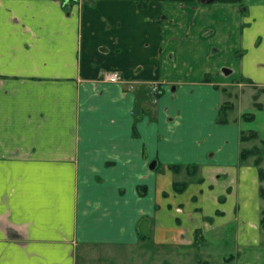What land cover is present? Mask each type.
Here are the masks:
<instances>
[{
	"label": "crops",
	"instance_id": "obj_1",
	"mask_svg": "<svg viewBox=\"0 0 264 264\" xmlns=\"http://www.w3.org/2000/svg\"><path fill=\"white\" fill-rule=\"evenodd\" d=\"M248 85L264 104V0H0V264H145L144 243L264 264L239 160L264 126L215 121Z\"/></svg>",
	"mask_w": 264,
	"mask_h": 264
},
{
	"label": "rangeland",
	"instance_id": "obj_2",
	"mask_svg": "<svg viewBox=\"0 0 264 264\" xmlns=\"http://www.w3.org/2000/svg\"><path fill=\"white\" fill-rule=\"evenodd\" d=\"M149 87L150 93L152 95L151 99L154 104L158 97L159 91L158 93L157 91L154 92L152 89L153 85ZM231 92L232 95H225V99L227 100L226 102H230L232 104V108L227 112V117L229 118L228 120H230V122L232 123H235L237 127L244 131H248L250 128L256 131H262V128L264 126V118L256 115L257 109L261 110L255 106V102H257V92H254L253 87L250 85L244 87L243 89L242 87L240 89L239 86H236V88L234 90H231ZM262 100L264 101V97L262 98ZM244 113L253 114V117L251 119H245L244 117H242ZM259 146L264 150V146H262L261 144H259ZM261 165L262 167H264V159ZM261 186L264 189V180L261 182ZM262 204V207H264V198L262 199ZM199 242L197 243H202V241L200 240ZM203 246L204 245H195L192 246V248H189V246H159L151 243H144L138 245L137 251L151 257L150 262L146 259L145 264H222L219 258L215 256H209V258L211 259H209V263L204 261V259L206 258H204L205 256L201 253V249L204 248L205 250H208L210 247ZM214 247L221 249L220 246L214 245Z\"/></svg>",
	"mask_w": 264,
	"mask_h": 264
},
{
	"label": "trees",
	"instance_id": "obj_3",
	"mask_svg": "<svg viewBox=\"0 0 264 264\" xmlns=\"http://www.w3.org/2000/svg\"><path fill=\"white\" fill-rule=\"evenodd\" d=\"M207 81V80H206ZM215 88H218L217 85H214ZM159 95V94H158ZM255 106L259 109H264V104L255 102ZM232 108V104L230 102H223L218 109L217 117H216V123L219 124H227L228 123V117L227 112ZM245 119H251L253 117V114H246L244 113L242 115ZM258 133L254 130L249 131H241L239 135L240 141H248L251 139H257ZM260 144L264 146V140H260ZM250 156L254 157L253 163L258 168L259 173V180L262 182L264 180V167H262L261 163L263 161L264 156V150L259 145H253L250 148H242L239 152V160L241 162L247 160ZM169 167L173 170H177L181 167V165H169ZM190 166H186L188 168ZM191 170L189 171L190 174H194L197 170L196 165L191 166ZM184 184V183H183ZM181 184V187L183 186ZM176 186V184H175ZM259 194L261 199L264 198V189L262 186H260ZM260 227L262 230H264V207L261 208V218H260Z\"/></svg>",
	"mask_w": 264,
	"mask_h": 264
},
{
	"label": "built area",
	"instance_id": "obj_4",
	"mask_svg": "<svg viewBox=\"0 0 264 264\" xmlns=\"http://www.w3.org/2000/svg\"><path fill=\"white\" fill-rule=\"evenodd\" d=\"M100 79L104 82H120L123 80V77L121 76V74L118 71H104L102 72ZM158 85L154 84L152 89L154 92L157 91L158 93Z\"/></svg>",
	"mask_w": 264,
	"mask_h": 264
},
{
	"label": "water",
	"instance_id": "obj_5",
	"mask_svg": "<svg viewBox=\"0 0 264 264\" xmlns=\"http://www.w3.org/2000/svg\"><path fill=\"white\" fill-rule=\"evenodd\" d=\"M227 71H229V70H227ZM154 164H155V162H152V164L150 165V167L153 168L155 166Z\"/></svg>",
	"mask_w": 264,
	"mask_h": 264
}]
</instances>
